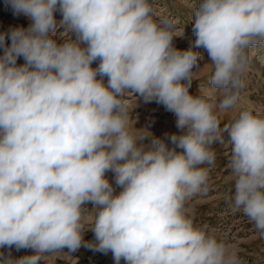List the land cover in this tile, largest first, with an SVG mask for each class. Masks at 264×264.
I'll list each match as a JSON object with an SVG mask.
<instances>
[{
	"label": "clouds",
	"instance_id": "9594fccd",
	"mask_svg": "<svg viewBox=\"0 0 264 264\" xmlns=\"http://www.w3.org/2000/svg\"><path fill=\"white\" fill-rule=\"evenodd\" d=\"M6 2L31 23L0 32V249L33 254L0 252V264L81 246L115 264H241L186 202L209 191L213 146L227 143V199L264 238V114L239 107L221 126L240 104L249 50L264 44V0H198L186 50L173 42L179 21L154 0ZM198 49L210 87L194 95ZM129 95L163 105L180 132L132 126Z\"/></svg>",
	"mask_w": 264,
	"mask_h": 264
},
{
	"label": "rangeland",
	"instance_id": "374dc122",
	"mask_svg": "<svg viewBox=\"0 0 264 264\" xmlns=\"http://www.w3.org/2000/svg\"><path fill=\"white\" fill-rule=\"evenodd\" d=\"M198 0H154L157 11L163 15H168L179 21L178 28H183L182 32L177 31L174 37V45L181 50L188 49L195 40L192 31V5ZM59 21L62 17L59 12L55 13ZM30 20L24 15H14L13 10L6 2L0 0V32H7L11 28H27ZM63 29H58L54 39L62 43L64 36ZM10 44V40L7 41ZM203 57L200 61L201 70L193 80L190 93L200 94L201 89L210 87L208 80L211 75L210 58L206 51L198 49ZM3 50L0 49V54ZM250 61L244 73V87L241 92L240 104L237 109H230L226 113H221V121L228 122L238 111L239 107H248L257 113L264 114V44L257 45L249 50ZM18 64H23V57L17 60ZM98 61L93 62L96 67ZM196 69H194L195 71ZM107 78H105L106 82ZM129 105L130 123L136 128L146 127L156 137L164 138L165 134L179 133L176 127V117L167 111L165 107L156 102L145 103L142 98L136 99L129 95L127 98ZM169 146L172 145L169 142ZM216 161L210 168L209 191L198 193L186 202V210L200 225L206 224L214 229L216 233L230 243L236 245L241 260V264H264V238L256 232L254 225L242 212L233 211L227 199L232 183L229 179L230 169L228 168L230 148L227 143L215 144ZM207 166V165H205ZM106 177L114 184V174L109 171ZM119 189H117V192ZM88 210H93V205H87ZM85 241L94 240V233L90 230L84 233ZM19 258L24 255L33 254L31 249L16 250L12 247L0 249V252ZM40 264H115L111 252L104 254L93 251L90 248L81 246L78 250L70 252L64 249L58 252L47 253ZM124 264V261H121Z\"/></svg>",
	"mask_w": 264,
	"mask_h": 264
}]
</instances>
